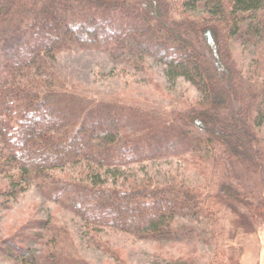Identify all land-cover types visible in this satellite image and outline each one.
Here are the masks:
<instances>
[{
	"label": "trees",
	"instance_id": "16d2710c",
	"mask_svg": "<svg viewBox=\"0 0 264 264\" xmlns=\"http://www.w3.org/2000/svg\"><path fill=\"white\" fill-rule=\"evenodd\" d=\"M73 51L140 71L151 59L198 98L170 109L95 100L55 69ZM263 126L264 0H0V207L28 186L90 234L174 242L216 223L222 205L237 229L253 232L264 223ZM165 159L196 181L101 184L104 168ZM72 165L83 178L64 171ZM13 237L0 255L14 263L86 264L33 254L26 236Z\"/></svg>",
	"mask_w": 264,
	"mask_h": 264
},
{
	"label": "rangeland",
	"instance_id": "374dc122",
	"mask_svg": "<svg viewBox=\"0 0 264 264\" xmlns=\"http://www.w3.org/2000/svg\"><path fill=\"white\" fill-rule=\"evenodd\" d=\"M233 50L247 66V50L237 44ZM54 66L63 81L95 100L114 98L170 109L183 99L198 98L188 83L179 78H167L164 67L151 59L140 71L114 62L100 52L73 51L60 54ZM259 137L264 139V126ZM64 171L83 178L77 165ZM100 172L101 184L107 186L138 182L142 178L167 182L177 175L186 181H196L195 173L189 175L182 164L173 159L119 169L104 168ZM5 181L1 176L0 184ZM229 210V207L219 206L216 223L206 229L199 227L198 233L182 241H146L108 229L90 234L77 218L45 201L36 189L27 186L0 207V248L2 239L14 236L22 243L21 239L26 236L24 243L33 254L57 251L86 264H264V223H258L253 232H242L235 226ZM179 221L178 224L184 226L196 225L187 219ZM36 222L39 224L33 225ZM0 264L18 263L0 255Z\"/></svg>",
	"mask_w": 264,
	"mask_h": 264
}]
</instances>
